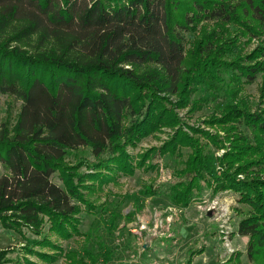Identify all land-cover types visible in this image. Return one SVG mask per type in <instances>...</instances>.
Instances as JSON below:
<instances>
[{
  "label": "trees",
  "instance_id": "16d2710c",
  "mask_svg": "<svg viewBox=\"0 0 264 264\" xmlns=\"http://www.w3.org/2000/svg\"><path fill=\"white\" fill-rule=\"evenodd\" d=\"M225 74L232 99L202 120L216 132L186 123L179 112L201 110ZM258 74L263 99L264 0H0V93L21 102L14 119L0 117V224L35 235L23 248L43 261L23 264L60 255L81 264L58 240L81 234L82 206L94 210V192L167 156L181 165L169 202L187 207L202 183L234 192L247 209L236 207V233L248 237V261L264 264V105L238 97ZM198 89L204 95L194 97ZM161 132L159 146L136 158L127 151ZM85 147L91 159L79 156ZM7 252L0 264H18ZM239 256L224 264H241Z\"/></svg>",
  "mask_w": 264,
  "mask_h": 264
},
{
  "label": "rangeland",
  "instance_id": "374dc122",
  "mask_svg": "<svg viewBox=\"0 0 264 264\" xmlns=\"http://www.w3.org/2000/svg\"><path fill=\"white\" fill-rule=\"evenodd\" d=\"M186 37L189 41L193 35L189 32ZM257 43L258 40L253 39L248 49ZM261 82L262 76L258 74L252 82L243 84L238 95L252 109L262 102L264 105V98H260ZM228 87L236 86L225 74L224 84L210 96L211 99L201 110L193 114L181 110L179 114L189 125L213 134L216 130L202 120L232 99ZM202 95L204 91L198 89L193 96ZM171 99L174 100L173 97ZM20 104L14 97L0 93V117L11 116L14 119ZM183 130L189 132L188 126H184ZM218 133L222 134L221 131ZM165 138L166 132L144 137L135 147H128L127 151L136 158L138 153L159 146ZM213 151L219 156L224 149ZM77 152L79 156L92 158L87 147L79 148ZM69 159L74 161L72 156ZM151 162L156 163L155 169L136 170L132 176L118 175L115 181H110L101 191L90 196L95 209L87 211L82 206L79 214L81 234L58 240L63 251H75L81 264H224L236 253H240L241 264H251L246 257L248 237L236 233L241 218L236 207H240L243 213L247 209L236 203L234 192L213 193L202 183L203 190L194 194L190 205L175 207L169 202L165 190L171 171L181 166L179 159L174 156L154 157ZM52 180L61 185L57 174L52 176ZM148 186L160 189V193L145 194L143 191ZM24 231L25 237H22L0 224V250L8 249L7 257L12 262L18 261V264H23L24 259L42 263L34 252L28 253L23 248L26 239L36 237L26 229ZM48 249L33 247V251ZM103 253L109 255L107 261ZM52 264L78 263L60 255Z\"/></svg>",
  "mask_w": 264,
  "mask_h": 264
}]
</instances>
